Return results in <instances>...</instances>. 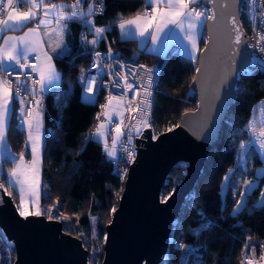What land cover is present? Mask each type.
<instances>
[{
    "label": "trees",
    "instance_id": "16d2710c",
    "mask_svg": "<svg viewBox=\"0 0 264 264\" xmlns=\"http://www.w3.org/2000/svg\"><path fill=\"white\" fill-rule=\"evenodd\" d=\"M74 2V0H56ZM92 0H83L87 7ZM145 7L144 0H105L103 15L96 16L95 26L107 30L98 47H84L80 37L88 38V27L75 21L76 37L70 55L55 57L61 72V102L46 95V137L43 151V179L45 182L42 206L56 202L57 213L68 214L77 220L76 231L96 230L103 237L105 227L111 220L112 209H116L124 189V179L114 173V164L108 158L103 145L93 138L98 122L104 93H100L94 104L82 101L84 83L81 77L92 63V54L110 48L123 58L135 60L159 70L153 93L152 127L156 135L174 128L181 116L197 107V95L191 86L197 59L189 60L177 51H168L164 56L141 49L135 40L119 38L116 22L121 15L129 17ZM241 22L248 32V22L241 13ZM203 36L206 37L204 29ZM206 40L201 39L200 47ZM264 99V70L253 69L250 74L241 72L237 84V97L223 120L218 139L211 149L203 172L184 202L176 218L166 264H245L247 248L264 243V207L260 206L264 193V177L259 187L250 195L245 194L244 181H250L258 167L264 164L257 150L249 147L246 152V168L239 164L240 144L246 140L247 125L254 106ZM25 134L15 128L14 118L8 130V141L17 154L23 152ZM27 159L29 155L27 154ZM14 162L6 157L2 160L3 183L8 194L13 196L7 182ZM176 164L164 184L165 199L178 183L186 166ZM231 169V172L229 171ZM229 174L225 189L223 183ZM234 185V186H233ZM46 190L48 194H45ZM244 194L245 203L235 211L236 202ZM15 198L13 197V200ZM15 202V200H14ZM90 215L95 218V227L90 224ZM63 229L84 239L73 231ZM101 240V239H100ZM196 247V253H187L186 248L176 247L177 242ZM85 244V243H84ZM259 251V249H258ZM104 252V249H103ZM92 259V264L102 262L104 253ZM15 260V255L13 257Z\"/></svg>",
    "mask_w": 264,
    "mask_h": 264
},
{
    "label": "water",
    "instance_id": "95a60500",
    "mask_svg": "<svg viewBox=\"0 0 264 264\" xmlns=\"http://www.w3.org/2000/svg\"><path fill=\"white\" fill-rule=\"evenodd\" d=\"M243 3L240 0L238 20L245 43L239 46L231 71L225 73L224 67L233 34L223 22L213 26L212 21H207L206 37L211 36L212 40L205 44L211 50L199 53L197 68L202 71L199 74L195 71L197 79L191 86L197 95L196 109L183 113L179 127L175 126L172 131L156 135L153 129L147 128L141 138H136V155L129 166L119 204L105 227L101 264H162L165 260L174 222L196 186L223 120L235 102L239 74L251 63L248 35L241 22ZM209 26H212L211 32ZM82 101L96 102L87 98L84 91ZM178 163L187 165L186 174L164 202V184ZM261 173L264 166L256 169L246 195L259 187L264 177ZM0 185H3L1 181ZM0 226L14 243L13 264H91L82 240L64 232L59 220L44 215L20 216L4 185L0 188Z\"/></svg>",
    "mask_w": 264,
    "mask_h": 264
},
{
    "label": "snow or ice",
    "instance_id": "6c2138e0",
    "mask_svg": "<svg viewBox=\"0 0 264 264\" xmlns=\"http://www.w3.org/2000/svg\"><path fill=\"white\" fill-rule=\"evenodd\" d=\"M198 3L211 4L213 7H190V5ZM20 4L28 5L27 11H15L14 0H7L6 4H4V0H0V40L3 41V43L0 44V146L6 144L9 121L14 112L12 106L13 101L14 99H18L21 105V117L23 122L27 125L28 142L31 146V160H26L23 152L19 154L18 158H13L10 155V158L14 160L15 166L10 169L9 180L19 188L20 203L17 206L19 215L27 218L33 215H42L38 201L40 187L39 176L40 167L42 165L41 153L44 143L43 133L41 131L43 127V115L38 110L40 101L35 99L32 100V104L37 110L33 111L29 109L25 111L24 105L26 101L21 97L20 93L25 91L35 97L37 95L36 85H39V94L42 95L48 89V86L59 81L60 74L56 69L53 56L50 52L56 53L58 57L71 54L70 48L65 43L67 23H61L62 21L75 20L85 24L93 33L94 38L88 41L93 47L99 45L100 41L104 39L108 29L96 27L94 19L98 15H103L105 11V0H99L98 4L88 3L86 11L83 8V0H74V3L71 5L56 3L47 4L45 0H15L16 7ZM147 4L151 11L146 9L142 13L137 12L129 17L121 15L118 27L122 36H131L135 31L141 37L150 38L154 45L161 44V36H163V48L166 49L169 44V38L173 34H177L180 37L178 43L181 44L184 54L189 60L195 61L197 59V53L201 51L207 53L211 50L208 43L205 44L203 49L200 47L201 39L208 42L212 40L211 36H203L207 21H212L213 26L223 22L229 27L230 33L233 34L231 36V43L228 51L225 53L227 60L224 67L225 73L231 71L235 63V57L239 54V46L245 43L242 39L244 33L238 20V15L241 11L240 0H147ZM246 5L250 9L253 22H255L257 18L264 21V0H246ZM5 8L8 9L6 18L4 14ZM41 9L43 10L42 13ZM49 17H52V19H49ZM33 20L37 21L35 28H28L23 35L3 36L5 31L23 30L27 27V24ZM51 23H56L57 25L55 29L56 40L53 42L50 39L48 48H46L38 29L41 26H46ZM208 31H212V26L208 27ZM84 38L82 34V41ZM184 41H187V43H183ZM257 41L259 50L264 52V32L257 35ZM255 46L256 45H254V47ZM58 49L60 51H57ZM30 54H34L35 62L30 61ZM93 54L96 58L94 67H101V60L105 58L109 61L114 60L116 64H120L119 59L113 57L111 48H109L106 54L100 53L99 51ZM252 63H256L255 59H253ZM121 66L123 67V65ZM16 67L25 70L24 75L26 81H30L32 84L30 89L26 87V84L18 85L13 88V81L7 78L11 75L8 69L15 70ZM104 67L112 68L113 64L107 63ZM140 67L143 68L145 66L141 65ZM28 69H30L32 73H38L39 79H31L30 73L26 71ZM195 71L199 74L202 70L201 68H196ZM115 75L120 76L121 74L120 72H116ZM121 78L125 81L124 86L127 89L132 90L134 88L133 84L127 83L126 73ZM146 79L147 83L142 86L144 98L139 101V105H143V108L140 109L141 116L138 120V123L142 122L145 125L148 124L147 117L150 114L151 108V101L149 98L152 95L150 89L153 84V69H147ZM196 79L197 78L194 76L193 80L195 81ZM17 80H20L19 75L17 76ZM81 80L87 85L86 92L90 94L87 98L91 99L98 90L96 79L88 78L85 80L82 76ZM114 83L117 82L114 81ZM136 95H139L138 91ZM113 100L117 101L115 106L112 104ZM122 100V97H114L109 94L108 102L101 106L106 110L102 114L107 117V110L111 109L115 111L116 108L123 107L120 103ZM126 103L130 104L131 101H126ZM252 112V119L248 123V129L252 134V139L249 140L248 144L242 143L240 147L241 149L248 148L249 146L255 148L256 145H258L259 154L264 157V99L253 108ZM257 113H259L258 116ZM97 119L99 120V117ZM176 127H179V125H176ZM115 130L123 135L119 124L116 125ZM107 131L105 122L101 121L96 126L93 135L104 138L105 150L109 156H113L114 152L108 148ZM168 131H172V128H169ZM116 142V138L113 137L111 141L113 148H115ZM132 155L133 153H129V156ZM229 171L231 172V169ZM228 179L229 177L226 176L225 180L227 181ZM244 184L246 189L252 187L251 181H244ZM2 187L3 185H0V188ZM26 194L29 197L27 200L25 198ZM261 195L262 200L260 206L264 207V193ZM167 199L166 197L164 202H167ZM244 199L245 197L242 193L240 199L236 202L235 211H239L243 206ZM33 201L36 202V210L34 212L29 210V204L33 203ZM112 211L115 212V209L113 208ZM246 250L251 253L255 252V248L248 249L247 246ZM260 259L264 261V255H262ZM245 264H253L252 259L246 256Z\"/></svg>",
    "mask_w": 264,
    "mask_h": 264
},
{
    "label": "built area",
    "instance_id": "2783aa9c",
    "mask_svg": "<svg viewBox=\"0 0 264 264\" xmlns=\"http://www.w3.org/2000/svg\"><path fill=\"white\" fill-rule=\"evenodd\" d=\"M95 4L99 3V0H94ZM14 7L17 9H22L24 5L20 4L18 7L15 6V0H14ZM27 7V6H26ZM190 7L195 8H201L205 7L202 3L193 4ZM149 11V10H148ZM7 13V10L4 9V14ZM245 16V19L248 22V45L251 50V63L248 69H246L244 72L247 74H250L253 69H260L264 70V52H261L259 50L258 41H257V35L261 32H264V21L257 18L255 22L251 19V12L250 9L246 5V0H244L243 6H242V12ZM259 15V14H257ZM80 24L83 27H87L85 24ZM84 35V32H83ZM254 45H256L254 47ZM110 46L107 44L105 50H97L100 53L106 54L109 50ZM112 50V49H111ZM96 52V51H95ZM112 55L114 58H118L120 61V64H116L115 61H109L107 58L101 60V67H94L95 63V56L92 54V63L90 64L89 68L86 70L84 79L87 80L88 78H95L97 81V92L95 96L91 97L97 101L99 94L102 92L104 93V103L102 105H105L108 102L109 94H111L114 97H122L124 102V118L122 121V137L119 141V144L116 146V158L113 161L114 164V173L118 175L120 178L126 179L129 166L133 162L135 155H136V138H141V135L143 134L145 129H153L152 127V111H153V93H154V87L157 82L159 70H155L154 68H149L146 65L137 62L135 60H129L126 58H123L119 53H116L112 50ZM253 59H255L256 63H252ZM30 61L35 62V57L30 56ZM111 63L113 64L112 68L104 67L105 64ZM123 65V67L121 66ZM141 65L145 67H140ZM147 69H153V75H155V80H153L152 87L150 89L152 95L149 98L151 101V108H150V114L147 117L148 124L145 125L142 122L138 123V120L141 116L140 109L143 108V105H139V101L144 98V90L143 85L147 83V79L145 76V71ZM8 71L11 72V75H9L7 78L13 81V88L17 87L18 85H25L27 88H31L32 84L30 81H26L24 71L21 70L18 67L15 68V70L8 69ZM30 73L31 79H38V77L35 75V73H32L30 69L26 70ZM116 72H120V76L115 75ZM127 74V83H131L134 85V88L132 90L127 89L124 84L125 81L121 78L124 74ZM20 76V80H17V76ZM116 81L117 83H114ZM87 85L84 83L83 91L86 93V96L88 97L90 94L86 92ZM37 95L35 97L31 96L28 92L22 91L20 93L21 97H23L26 101L24 105L25 111L32 109L33 111H36L37 109L33 107L32 100H39L40 105L45 100V94L42 95L39 94V85H36ZM139 92V95L137 96L136 93ZM131 101L130 104L126 103V101ZM101 105V106H102ZM139 105V108H138ZM100 106V111L98 114L99 120L98 122L105 121L106 116H104L102 113L106 111ZM13 118L15 123V128L19 132H26L27 131V125L23 122V119L21 117L20 108L21 105L19 103L18 99H14L13 101ZM109 128L108 133L111 138H113L114 129L118 123L117 120H111L109 122ZM112 141V140H111ZM112 143L110 142V146ZM129 153H133L132 156H129ZM19 211V209H18ZM177 245L186 247L185 243L180 241L177 243ZM188 249H190V253H196V249H194V246H187ZM4 248V251L2 250ZM255 248V252L251 253L250 251L245 252V257L248 256L250 259H252L253 264H257L260 262V257L264 255V243H260L258 248L255 246H250L248 249ZM259 249V251H258ZM15 255V248L14 243L8 239L6 233L4 232L3 228L0 226V264H12L13 257ZM166 262H167V256ZM163 263V262H162Z\"/></svg>",
    "mask_w": 264,
    "mask_h": 264
},
{
    "label": "crops",
    "instance_id": "0c3cea01",
    "mask_svg": "<svg viewBox=\"0 0 264 264\" xmlns=\"http://www.w3.org/2000/svg\"><path fill=\"white\" fill-rule=\"evenodd\" d=\"M51 2L59 3L56 0H47L46 1V3H48V4L51 3ZM144 2H145V7L140 11L141 13L143 11H145L146 9L149 10V11H151L150 7L147 4V0H144ZM6 3H7V0H4V4H6ZM90 3H94V0H92ZM22 5H24V4H22ZM83 8H84V10L87 9V7H83ZM5 9L8 11L7 8H5ZM27 9H28V5H24V7L22 9L21 8L20 9L15 8V11H17V12H24V11H27ZM41 13H42V10H41ZM5 18H6V14H5ZM49 19H52V17H49ZM74 22H75V20L74 21H66V22L62 21L61 22V23H67V29H66V35H65V43L68 45V47L70 48V50H71L72 46L74 45V41H75V37H76V25L74 24ZM77 22H79V21H77ZM118 22L119 21L116 22L117 29H118V34H119V38L122 39V40H135L136 43H137V46L139 48L146 49L147 51L152 52V53L157 54V55H160V56H164L170 50L171 51H177V52H180L181 54L185 55L184 52H183V48H182L181 44L178 43V41L180 40V37L177 34H173L169 38L168 47L165 49V48H163V41H164V37L163 36H161V44H155V45L152 43V41H151L150 38L141 37L135 31L133 32V34L131 36H122L121 35V31H120V29L118 27ZM36 23H37V21L36 20H33L30 23H28L27 24V27L24 28L23 30H19V31H5L3 33V36L4 37H7V36H21V35L24 34L25 31H27L28 28H35ZM56 28H57L56 23H51V24L46 25V26H41L38 29L39 33L41 34L42 40H43L44 45H45L46 48H48L49 40L50 39L53 42H55V40H56V32H55V29ZM88 31L90 32V36H91L90 39H93L94 38L93 33L90 31V29H88ZM45 33H47V34H45ZM81 37H82V34H81ZM81 37H80V40L82 42ZM2 43H3V41L0 40V44H2ZM183 43L186 44L187 41H184ZM96 47H98V46H96ZM57 51H60V50L58 49ZM50 54L53 56V62L55 64L54 58L55 57H58V56L56 55V53H51L50 52ZM33 55L34 54H30V56H33ZM198 56H199V53H197V58H198ZM59 57H61V56H59ZM56 69H57V71L60 74V79H59L58 82H54L52 85L48 86V89L44 92V94L45 95H52V96H54V100L56 102H61L60 100H61V97H62V91L60 89V85H61V78H62V76H61V72L57 68V66H56ZM35 75L39 79L38 73H35ZM38 110L43 115V127H42L41 131L43 133V141L45 142V137H46L45 114H46V111H47L46 98H45L44 102L40 105V107L38 108ZM12 118H13V114H12ZM11 119L9 121V126H10V123H11ZM107 127L109 128V124H108ZM24 134H25V139H24L23 153L25 154V159L30 161L31 160V146H30V144L28 142L27 131L24 132ZM93 138L96 139L95 135H93ZM43 151H44V143H43V149H42V153H41L42 154V165L40 167V176H39L40 187H39V201H38L39 207H40L42 213H43L42 197L44 195V189H45V182H44V179H43ZM27 154L29 155V159H27V157H26ZM10 155L13 158H18L17 157V154L10 147V144H9V141H8V133H7L6 144L4 146H0V159L3 160L6 157L10 158ZM10 159L14 162V160L12 158H10ZM14 166H15V163H14L13 167ZM9 173H8L7 182L10 185V187L12 188V193H13V196L12 197L15 198L14 199L15 200V203L18 206L19 203H20L19 188H18V186H16L15 184H13V183L10 182V180H9ZM25 198H26V200L29 199V197L27 196V194L25 195ZM29 210L32 211V212L34 210H36V202L35 201H33V203L29 204ZM257 264H264V261L260 260V262L257 263Z\"/></svg>",
    "mask_w": 264,
    "mask_h": 264
},
{
    "label": "rangeland",
    "instance_id": "374dc122",
    "mask_svg": "<svg viewBox=\"0 0 264 264\" xmlns=\"http://www.w3.org/2000/svg\"><path fill=\"white\" fill-rule=\"evenodd\" d=\"M47 0H45V2H46ZM52 3H56V2H51V3H49V4H52ZM74 2H59V3H56V4H66V5H71V4H73ZM48 4V3H47ZM42 10V9H41ZM87 9H85V11H86ZM43 11V10H42ZM91 36H88V38H85V39H83V45H84V47L85 48H87V49H90L91 50V48H92V46L88 43V41H90L91 39ZM94 48V47H93ZM147 67H149V66H147ZM149 68H154L155 70H158V68L157 67H155V66H153V67H149ZM146 73H147V70L145 71V76H146ZM153 80H155V75H153ZM91 99H93V98H91ZM120 103L123 105V107H120V108H116L115 109V111H112L111 109H109V110H107L108 111V116L106 117V120L104 121L105 122V127H106V129L108 130V120H109V117H110V121L111 120H117L118 121V123H119V126H120V130H121V132H122V121H123V118H124V102L123 101H120ZM112 104L115 106L116 104H117V101L116 100H113V102H112ZM259 103H257L256 105H258ZM255 105V106H256ZM254 106V107H255ZM122 113V114H121ZM259 115V113H257V116ZM252 116H253V112H252V115H251V118H250V120L252 119ZM100 122H97V124L95 125V127H94V129L93 130H95V128H96V126L99 124ZM115 129H116V127H115ZM114 129V133H113V137H115L116 138V145H115V148H113L112 147V145L110 146V142H111V140H112V138L110 137V135H109V133H108V131H107V136H108V148H109V150H111V151H113L114 152V155L113 156H109L108 155V153H107V151L105 150V147H104V138L103 137H97V136H95L96 137V139H97V141H99L102 145H103V148H104V151H105V153L107 154V156H108V158L109 159H111V160H114L115 158H116V156H117V154H116V146L119 144V141H120V139H121V137H122V135L120 134V133H118V132H116V130ZM247 129H248V125H247ZM249 130V129H248ZM95 132V131H94ZM93 132V133H94ZM250 139H252V134H251V132L250 131H248V133L246 134V140L247 141H242L241 142V144L243 143V144H248V142H249V140ZM240 144V145H241ZM250 147V146H249ZM248 147V148H249ZM241 148V147H240ZM248 148H245V149H240V153H239V164L243 167V168H246V161H247V159H246V152H247V149ZM255 149L257 150V152H258V154H259V151H258V145H256V147H255ZM259 157H260V159L264 162V157H262L260 154H259ZM183 165H182V167L184 168L185 166L187 167V165L185 164V163H182ZM261 166H264V164L263 165H261ZM185 174H186V170H185V172L183 173V174H181L179 177H177V179H176V182L179 184L182 180H183V178H184V176H185ZM2 175V160L0 159V176ZM230 175L229 174H227V177H229ZM227 182H228V180L226 181V180H224V183H223V189H225V187H226V185H227ZM45 194H48V191L46 190V192H45ZM261 200H262V196H261V199H260V201H259V203H261ZM244 203H245V199H244V202H243V206H244ZM56 202L54 201L53 203H50V202H48V204L47 205H45L44 207H43V213H42V215H44L46 218H48V219H56V220H59L61 223H62V225L63 224H65V227L67 228V230H69V231H73L74 233H76V234H78L79 236H81L83 239H84V246H85V248L88 250V252H89V262L92 260V259H97V261H98V259H99V257H100V253L101 252H103V249H104V241H105V236L103 237V239H102V236L99 234V232H97L96 230H91L90 228L89 229H87V230H81V231H76V227L75 226H77V220H75V219H73L71 216H69L68 214H62V213H57V210H56ZM242 206V207H243ZM241 207V208H242ZM240 208V209H241ZM239 209V210H240ZM35 211V210H34ZM33 211V212H34ZM111 215H113V213L111 214ZM51 217V218H50ZM111 218H112V216H111ZM90 220H91V223L90 224H92L94 227H95V225H96V222L97 221H95V218L92 216V215H90ZM111 221V220H110ZM110 223V222H109ZM108 223V224H109ZM64 230V229H63ZM64 232H66L65 230H64ZM66 233H68V232H66ZM68 234H70V233H68ZM70 235H72V234H70ZM72 236H74V235H72ZM75 237H77L78 238V236H75ZM79 239H81V238H79ZM101 239V240H100ZM83 242V241H82ZM178 243V242H177ZM176 247H179V248H183V246H180V245H177L176 244ZM184 248H186V250H185V253H184V256H187V253H190V249H188V247H184ZM194 249H197L196 247H194ZM2 250L4 251V248H2ZM104 253V252H103ZM12 260V264L14 263V259H11ZM91 263V262H90ZM167 262H166V258H165V260L163 261V263L162 264H166ZM92 264V263H91ZM98 264H101V262L100 263H98Z\"/></svg>",
    "mask_w": 264,
    "mask_h": 264
}]
</instances>
